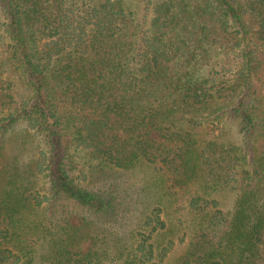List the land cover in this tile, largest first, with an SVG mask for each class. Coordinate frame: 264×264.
Returning <instances> with one entry per match:
<instances>
[{
	"label": "trees",
	"instance_id": "1",
	"mask_svg": "<svg viewBox=\"0 0 264 264\" xmlns=\"http://www.w3.org/2000/svg\"><path fill=\"white\" fill-rule=\"evenodd\" d=\"M142 1L138 18L126 0H0V133L44 139L0 166V264H161L176 236L174 264H264V0ZM73 150L155 180L130 245L102 248L120 205L76 182Z\"/></svg>",
	"mask_w": 264,
	"mask_h": 264
},
{
	"label": "rangeland",
	"instance_id": "2",
	"mask_svg": "<svg viewBox=\"0 0 264 264\" xmlns=\"http://www.w3.org/2000/svg\"><path fill=\"white\" fill-rule=\"evenodd\" d=\"M126 4L136 13L138 18L143 17L144 2L142 0H126ZM262 82L264 84V75ZM43 140L42 135L28 129L23 121L17 122L4 133H0L1 168L6 172L12 171L17 166L25 169L33 162L38 151L44 147ZM70 160L72 166L71 174L77 183L88 190L106 196H114L116 203L118 206L120 205L116 222L115 220H106L107 222L104 224L99 222L100 225L98 227L101 228V233L106 234V237H103V243H105L102 248L121 246L123 244L130 245V240L124 235L129 232L128 230L131 227L136 225L135 222L138 220L139 213L137 208H141L145 204L153 206L157 200V194L160 193L159 188L157 190L158 185L155 180H150L149 176H143V173L114 172L108 168L104 170L99 167H93L92 163L80 151L74 152L73 150ZM93 168H96V171ZM33 180L36 189L42 193L49 191L50 185L46 177L40 175ZM216 195L221 200V208L225 210L231 208L235 198L233 193L219 191ZM119 235L123 237L120 241L118 239ZM173 239H176V244L161 264H174L186 250L187 238L184 242H180L177 236Z\"/></svg>",
	"mask_w": 264,
	"mask_h": 264
}]
</instances>
